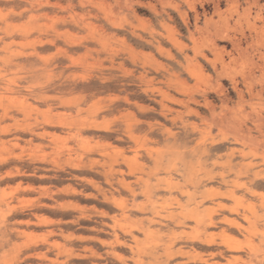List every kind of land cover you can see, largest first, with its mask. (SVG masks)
<instances>
[{
	"label": "clouds",
	"instance_id": "obj_1",
	"mask_svg": "<svg viewBox=\"0 0 264 264\" xmlns=\"http://www.w3.org/2000/svg\"><path fill=\"white\" fill-rule=\"evenodd\" d=\"M0 264H264V0H0Z\"/></svg>",
	"mask_w": 264,
	"mask_h": 264
}]
</instances>
